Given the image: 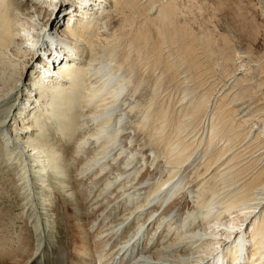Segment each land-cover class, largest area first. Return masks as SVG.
I'll return each mask as SVG.
<instances>
[{"label":"bare ground","instance_id":"obj_1","mask_svg":"<svg viewBox=\"0 0 264 264\" xmlns=\"http://www.w3.org/2000/svg\"><path fill=\"white\" fill-rule=\"evenodd\" d=\"M258 3L246 42L221 0H0V159L43 226L0 264H264ZM51 182L88 220L70 249Z\"/></svg>","mask_w":264,"mask_h":264},{"label":"rangeland","instance_id":"obj_2","mask_svg":"<svg viewBox=\"0 0 264 264\" xmlns=\"http://www.w3.org/2000/svg\"><path fill=\"white\" fill-rule=\"evenodd\" d=\"M221 2H223L224 4V8H223L224 11L227 8L228 14L231 13L232 16L237 18L240 27L245 28L248 26L247 28H245L246 30L247 29L248 30L242 36L243 39L246 42H248L249 34L252 33L249 24L255 21L260 22L261 21L260 19L262 17V9L260 7V4L258 3V0H221ZM36 64L37 61L35 63V66ZM55 137L56 140L61 139L58 135H55ZM57 145H60V143H57ZM74 150H75V146H71L67 150V152L66 151L63 152L64 154L66 153L67 157L69 158V159L67 158V162L69 163L68 167H70L69 169L71 171L73 169L72 168L73 164H75V162L72 161L75 157L73 154ZM4 157L5 154H1V150H0V158L3 159ZM19 173H20V166L18 167L15 164L13 168H10L8 162H3L0 159V228H1L0 229V244H1L0 259L1 260H3L6 257V254L11 253L12 250L9 248L10 242L12 248L16 252L20 253L24 259L27 260L28 258H30L32 256L31 254L34 252V249H36L35 247L37 242L36 240L37 234L40 233V231L41 232L43 231L42 224L39 225L41 226L39 228L38 227L35 228L33 226L35 222L34 220L35 215L32 214L31 211L29 210L26 211V209H24L26 201L23 199L21 194L22 191L19 186L21 185L19 184L21 180L19 179ZM72 173H74V171ZM79 178L81 179V181L84 180L83 181L84 183H82V185L73 184L74 190L78 191L77 193L83 190L86 193H90L91 191H93L94 189L93 184L86 182L88 178H83V174ZM51 184H52L51 192L45 193V195L49 196L51 194L50 198H51V202H53L52 213H54L55 222H54V226L51 228L53 231L51 232V234H53L51 238L52 245H54V248L57 246L59 248L66 247L70 249L73 247V243L71 240H74V237H72L71 240L66 241V236L73 235V233L79 234L78 230L75 229L74 225L79 222H83L82 224H84L88 220H86L84 217L81 216V213L84 212V210L81 212L82 208H80V206L83 203H81L80 205L75 204L73 201V196H70V194H68L71 193L72 191L69 190L63 192L62 189L57 184L53 182H51ZM87 184L90 186H88ZM115 206L113 205L108 206L105 212L107 215L110 216V218L112 217L114 219L115 217L114 220L116 221L121 220L122 219L120 217L121 211L119 210V208H117V204ZM110 207L111 208L113 207L112 210L114 209V211L110 210L111 209ZM117 215H119V217ZM84 219L86 220V222H84L85 221ZM51 250L52 247H50L49 251L51 252ZM42 256H43L42 259L39 258L38 261L34 259V261L28 264H58L57 255L54 254L53 252L42 253ZM20 264H22V262ZM77 264H81V263H77Z\"/></svg>","mask_w":264,"mask_h":264}]
</instances>
